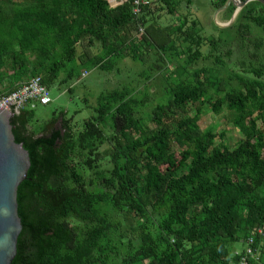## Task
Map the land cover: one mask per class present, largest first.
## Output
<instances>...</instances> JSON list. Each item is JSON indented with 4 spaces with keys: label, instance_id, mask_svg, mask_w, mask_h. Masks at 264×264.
Instances as JSON below:
<instances>
[{
    "label": "trees",
    "instance_id": "16d2710c",
    "mask_svg": "<svg viewBox=\"0 0 264 264\" xmlns=\"http://www.w3.org/2000/svg\"><path fill=\"white\" fill-rule=\"evenodd\" d=\"M192 2L157 0L179 18L165 26L150 5L136 16L134 0H0V95L37 76L73 92L128 58L145 79L101 92L82 123L58 128L55 111L32 132L40 103L15 112L32 165L12 264H237L252 236L264 262V3L248 2L228 38H205L181 14ZM209 107L230 112L237 146L203 127Z\"/></svg>",
    "mask_w": 264,
    "mask_h": 264
},
{
    "label": "rangeland",
    "instance_id": "374dc122",
    "mask_svg": "<svg viewBox=\"0 0 264 264\" xmlns=\"http://www.w3.org/2000/svg\"><path fill=\"white\" fill-rule=\"evenodd\" d=\"M215 1L193 0L189 7L186 5L182 7L181 14H189L190 22L196 20L199 23L198 26L201 28V35L203 37L216 36L228 38L229 35L233 34V31L228 27L235 22L236 17L230 16L226 12V9L216 8ZM158 7L155 4L153 9H158L155 13L157 16H161L159 18L160 22L165 26L175 24L178 21L179 18L167 13V9L161 11ZM208 49L209 47L204 44L202 46L203 54H207ZM204 62L205 59L201 58L199 65L201 66ZM143 69L144 65L142 62L133 61L131 58H128L121 63L120 72H103L95 68L85 73L81 80L74 84L73 92L69 91L72 84L52 87L50 95L53 101L47 105L38 104L36 107V122L30 125V130L33 132L36 128L40 127L45 120L52 117L55 111H58V114L60 112L65 113L58 118L64 120V116H67V118L74 116V124L78 122L82 123L81 121L95 114L94 109L98 105V98L101 92L120 87L126 82H133L134 85L143 88L145 86V79L141 76ZM153 80L148 82L152 93H160L165 78L159 75ZM206 111V115L202 120L203 127L208 128L213 126L216 131L224 132L228 143L237 146L241 133L234 125L230 112L224 111L219 115H215L211 112L210 107Z\"/></svg>",
    "mask_w": 264,
    "mask_h": 264
},
{
    "label": "water",
    "instance_id": "95a60500",
    "mask_svg": "<svg viewBox=\"0 0 264 264\" xmlns=\"http://www.w3.org/2000/svg\"><path fill=\"white\" fill-rule=\"evenodd\" d=\"M253 0H228L220 9H227L232 3L238 5L233 17ZM264 3V0H259ZM11 110L0 109V264H12L18 253L19 237L23 222L19 213L18 192L20 185L28 178L32 165L31 155L23 143L16 140L13 131ZM64 120L57 118L56 126H63Z\"/></svg>",
    "mask_w": 264,
    "mask_h": 264
},
{
    "label": "built area",
    "instance_id": "2783aa9c",
    "mask_svg": "<svg viewBox=\"0 0 264 264\" xmlns=\"http://www.w3.org/2000/svg\"><path fill=\"white\" fill-rule=\"evenodd\" d=\"M157 0H134V14L142 15L144 8L148 5L154 6ZM144 31V28H141ZM53 101L50 90L42 83L40 76L32 78L30 81L23 83L18 89L0 95V109L20 112L28 102L33 105L40 103L47 105ZM263 229L257 230L258 234H262ZM256 233V234H257ZM247 248L243 253L242 258L237 264H259L261 260V251L255 246V237L247 239Z\"/></svg>",
    "mask_w": 264,
    "mask_h": 264
},
{
    "label": "crops",
    "instance_id": "0c3cea01",
    "mask_svg": "<svg viewBox=\"0 0 264 264\" xmlns=\"http://www.w3.org/2000/svg\"><path fill=\"white\" fill-rule=\"evenodd\" d=\"M262 264H264V262H262Z\"/></svg>",
    "mask_w": 264,
    "mask_h": 264
}]
</instances>
